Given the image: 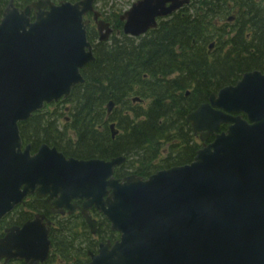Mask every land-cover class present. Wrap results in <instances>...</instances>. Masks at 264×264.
I'll return each instance as SVG.
<instances>
[{"label":"water","instance_id":"water-1","mask_svg":"<svg viewBox=\"0 0 264 264\" xmlns=\"http://www.w3.org/2000/svg\"><path fill=\"white\" fill-rule=\"evenodd\" d=\"M94 0H40L19 11L12 1L0 18V220L27 196L49 213L78 209L89 231L94 207L119 239L99 243L87 264H264V73L247 72L213 93L186 118L201 139L217 133L186 165L142 179L113 172L125 158L76 159L41 144L22 145L18 123L84 83L95 61L86 39ZM189 0H141L120 18L139 36ZM168 4V5H167ZM33 10L34 18L30 19ZM94 21L99 40L111 29ZM107 104V114L113 108ZM238 116H232V114ZM246 118H243L242 115ZM228 125L219 132L220 125ZM113 124L110 128L113 130ZM206 133H204V132ZM116 131H112V136ZM73 200H81L77 205ZM35 215L0 237V260H47L50 221Z\"/></svg>","mask_w":264,"mask_h":264},{"label":"trees","instance_id":"trees-1","mask_svg":"<svg viewBox=\"0 0 264 264\" xmlns=\"http://www.w3.org/2000/svg\"><path fill=\"white\" fill-rule=\"evenodd\" d=\"M14 1L22 7L34 0ZM7 2L0 0V12ZM230 15L233 19L227 22ZM112 23L114 31L107 42H98L95 27L88 26L95 61L81 70L84 83L69 98L46 105L20 123L23 143L32 150L43 143L54 146L76 159L124 156L125 162L115 169L117 178L128 174L146 178L189 163L199 144L186 116L242 73L264 70V0H192L137 38L124 35L118 19ZM212 39L217 44L208 58L206 46ZM109 100L115 107L106 117ZM111 121L118 129L114 138ZM31 205L34 212H41L39 200ZM20 215L23 221L30 213ZM97 216L95 235L76 213L56 219L44 264H85L87 252L94 251L99 241L116 239L109 224Z\"/></svg>","mask_w":264,"mask_h":264},{"label":"flooded vegetation","instance_id":"flooded-vegetation-1","mask_svg":"<svg viewBox=\"0 0 264 264\" xmlns=\"http://www.w3.org/2000/svg\"><path fill=\"white\" fill-rule=\"evenodd\" d=\"M37 200V199H36ZM42 201V200H41ZM41 201H39V203L42 205V209H41V211L42 212H39V211H33L32 209H31V207H32V205H31V203H34L35 202V199H33V198H28L26 201H25V203L24 204H22L21 206H19L17 209H16V211L18 210V212H20V213H30V216H29V218H27V219H25V220H23V221H21L22 219H23V216L22 215H20V217H19V219L15 222V224H17V225H21V224H23L24 222H26L27 220H29V219H32L34 216H35V214H37V213H44V215L46 216V219H50V220H52V219H60V218H65V217H67L68 215H69V213H68V211L67 210H65L64 211V213L63 214H57V213H48L47 211H46V209H45V206H44V204L41 202ZM76 203H78V204H80V202L81 201H75ZM14 213V212H13ZM13 213H11V214H13ZM10 214V215H11ZM14 215V214H13ZM9 217V214L6 216V217H4V219H2V221H1V223H0V237L3 235V230L6 228V227H4L3 226V224H5V222H6V220H7V218ZM55 223V222H54ZM9 226V225H8ZM7 226V227H8ZM1 227H3V229L1 230Z\"/></svg>","mask_w":264,"mask_h":264},{"label":"rangeland","instance_id":"rangeland-1","mask_svg":"<svg viewBox=\"0 0 264 264\" xmlns=\"http://www.w3.org/2000/svg\"><path fill=\"white\" fill-rule=\"evenodd\" d=\"M134 0H97V5H102V3L115 4L117 9H126L130 3ZM63 106H69V104H63Z\"/></svg>","mask_w":264,"mask_h":264}]
</instances>
